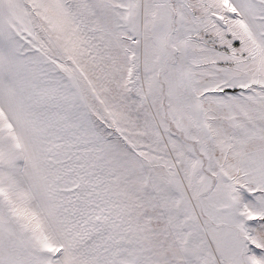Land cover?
I'll return each mask as SVG.
<instances>
[{
    "label": "snow or ice",
    "instance_id": "6c2138e0",
    "mask_svg": "<svg viewBox=\"0 0 264 264\" xmlns=\"http://www.w3.org/2000/svg\"><path fill=\"white\" fill-rule=\"evenodd\" d=\"M0 264H264V0H0Z\"/></svg>",
    "mask_w": 264,
    "mask_h": 264
}]
</instances>
